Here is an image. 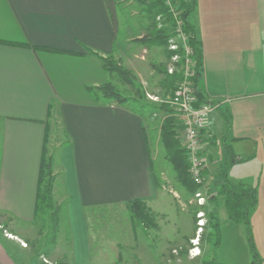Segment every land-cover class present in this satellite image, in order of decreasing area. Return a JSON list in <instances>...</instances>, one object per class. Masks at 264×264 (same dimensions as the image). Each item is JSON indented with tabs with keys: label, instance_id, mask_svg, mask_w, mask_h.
Returning a JSON list of instances; mask_svg holds the SVG:
<instances>
[{
	"label": "crops",
	"instance_id": "obj_1",
	"mask_svg": "<svg viewBox=\"0 0 264 264\" xmlns=\"http://www.w3.org/2000/svg\"><path fill=\"white\" fill-rule=\"evenodd\" d=\"M188 19L202 49L199 89L207 101L229 99L212 113L202 146L207 153L223 148L230 177H257L264 208V0H196ZM116 33L109 0H0V212L7 230L17 217L35 219L46 147L54 189L68 199L76 264H92L94 256L89 210L168 199L157 184L160 129L144 111L95 99L89 89L109 75L100 56H121ZM129 41L127 61L141 76V59L160 46ZM59 131L65 143L51 154ZM227 145L240 162L231 163ZM196 256L179 264H201ZM0 263L24 264L1 244Z\"/></svg>",
	"mask_w": 264,
	"mask_h": 264
},
{
	"label": "rangeland",
	"instance_id": "obj_2",
	"mask_svg": "<svg viewBox=\"0 0 264 264\" xmlns=\"http://www.w3.org/2000/svg\"><path fill=\"white\" fill-rule=\"evenodd\" d=\"M147 1L109 0L117 27L115 50L120 51L121 54V56L113 54L111 57L119 66L130 71L134 81L129 82L126 75L114 71L115 64L112 63L105 84H109L123 96L132 97V100L127 101L126 104L144 111L147 120L161 132L165 119L174 116V109L170 104L172 112L161 108L170 92V88L163 83L165 74L162 71L165 66L172 63L170 57H167V62L164 63V54L167 55L166 47L170 50L169 42L166 47H155L153 51L145 54L141 59V76L135 72L131 61H127L132 51H129L126 40L139 41L137 38L139 35L148 36L153 28V20L146 10ZM171 1L177 5L173 0ZM156 20L158 26L165 25L158 16ZM123 41L125 46H122ZM139 56H142V53ZM103 84L100 86L103 87ZM105 89L109 88L105 87ZM105 89H96L95 99L118 102L116 98L106 97ZM176 122L182 140V124L177 118ZM65 140L63 133L57 132L50 144L49 153L54 154L56 147L63 145ZM182 146L184 147L183 142ZM202 149L209 173L207 177L205 168L206 180L203 193L208 198L206 204L200 205L195 194H191L181 184L163 148L158 155L157 167L164 171L160 187L161 190L166 191L165 197L168 199L161 201L157 206H151L146 202L148 209L144 210L145 215L151 213V219L144 218L145 215L139 218L130 204L108 205L88 211L94 249L92 264H155V261L185 263L193 260L190 259V251L195 246L194 252L199 253L194 259L200 262L214 251L217 258L226 264H250L252 253L246 238L245 225L234 223L227 217L223 197H219L216 202L211 201V197L216 195L223 182L226 168L229 167L223 148L210 149L208 150L210 154L204 150V147ZM55 179L53 160L51 206L44 213L37 214L34 220L26 221L17 217L16 224H10L7 230L8 217L0 212V244L6 251L11 250L18 263L25 264L37 260L38 264H76L69 250L71 227L67 208L68 199L63 193L55 191ZM244 180L259 184L257 177L255 179L245 177ZM259 187L260 191L261 186ZM258 207L259 204L252 213L251 220L256 248L264 264V208L259 207L257 212ZM213 209L219 211L222 218V242L216 250L213 248V242L208 240L209 211ZM200 210L204 212L203 218H205L202 229L199 228ZM10 231L17 234L13 235Z\"/></svg>",
	"mask_w": 264,
	"mask_h": 264
},
{
	"label": "trees",
	"instance_id": "obj_3",
	"mask_svg": "<svg viewBox=\"0 0 264 264\" xmlns=\"http://www.w3.org/2000/svg\"><path fill=\"white\" fill-rule=\"evenodd\" d=\"M177 7L178 11H181L180 17L183 18V28L186 32L190 33V42L194 46V57L196 59L197 75L200 74L202 67V49L200 43L196 37L194 26L189 21L188 17L191 11L196 5V0H173ZM146 10L150 13V16L153 20L152 30L148 36H143L139 38V41L144 43L147 47L153 46H162L166 47L169 42V38L174 35V29L176 25L175 18L170 11L169 6L165 0H148L146 3ZM161 15V19L164 21L165 25L158 26L157 16ZM167 56L170 57L173 51L168 50L166 47ZM103 61L105 69L108 71L111 70V64H115L114 71L119 72L122 75H126L129 82L134 81V77L131 78V73L128 69L119 66L113 57L100 56ZM165 74L164 85L170 88L169 95H171L174 89L177 87L178 82L182 79V72L176 71L174 73H169L167 67L165 66L162 70ZM135 76V75H134ZM109 88L108 90L105 89ZM104 88L106 97H113L118 100L119 103H125L129 100H132L130 96H123L121 93L115 91L110 87L109 84H103L102 86H89V89H92L95 92L96 89ZM111 88V89H110ZM112 90V91H111ZM199 101L202 102L205 100L202 90L199 89L198 92ZM162 109L167 111H173L170 105L167 102H164L161 106ZM161 139L164 145V148L167 153V157L172 163L174 170L177 174V177L181 184L191 193H195L199 185L192 179L190 173V164L186 156V150L182 146L181 136L178 131L176 118L174 116H169L165 119L164 123L161 126ZM228 153L232 160L231 163L240 162L238 160L234 150L230 145L226 146ZM243 159V158H240ZM52 168H53V158L51 155H48V149L45 147L43 152V159L41 162V170L39 176V187L37 193V206L36 212L44 213V211L51 206L52 199ZM228 170L224 173V178L222 184L219 186L216 195L211 197L212 202H216L219 197H223L224 209L227 217L234 223H242L245 225L246 238L248 245L252 253V259L250 264H263V259L258 252L254 240V232L252 226V213L256 210L259 203V193L258 186L251 182L245 181L239 178L230 177L227 174ZM157 184L160 186L157 179ZM132 210L137 214L139 218H142L145 215L146 201L136 199L129 203ZM144 218L148 217L151 219L152 214L143 216ZM222 218L217 212L216 209L209 211V228L210 232L208 234V240L213 242V248L216 250L222 242ZM1 264V263H0ZM201 264H226L223 261L219 260L214 254V251L202 259Z\"/></svg>",
	"mask_w": 264,
	"mask_h": 264
},
{
	"label": "built area",
	"instance_id": "obj_4",
	"mask_svg": "<svg viewBox=\"0 0 264 264\" xmlns=\"http://www.w3.org/2000/svg\"><path fill=\"white\" fill-rule=\"evenodd\" d=\"M172 12L176 25L174 35L169 38L168 48L173 51L170 56L172 63L167 65L169 73L176 71L182 72V79L178 82L173 93L165 101L170 104L173 109V115L180 120L183 128L182 142L186 150V156L190 164V173L192 179L199 185L198 190L194 193L200 205H205L207 196L203 193L205 187V160L202 154V144L205 133L208 131L211 124V115L215 112L222 103L229 101L217 100L200 102L199 87L196 81L197 67L194 57V46L190 42V33L183 28V18L180 17L181 11L171 0H165ZM161 20V15L158 16ZM199 228L204 226V212L200 210ZM191 249V254L196 256L199 252H194Z\"/></svg>",
	"mask_w": 264,
	"mask_h": 264
}]
</instances>
